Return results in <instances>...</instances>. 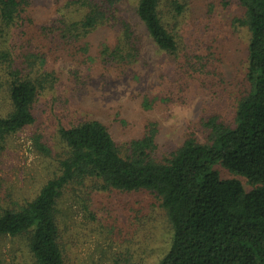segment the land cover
<instances>
[{
    "label": "trees",
    "instance_id": "trees-1",
    "mask_svg": "<svg viewBox=\"0 0 264 264\" xmlns=\"http://www.w3.org/2000/svg\"><path fill=\"white\" fill-rule=\"evenodd\" d=\"M129 2L64 0L55 17L42 21L36 0H0V95L9 105L0 116V141L36 124L42 99L60 85L49 59L91 54L90 40L100 31L116 33L97 54L105 68L140 64L148 39L182 85L190 89L195 83L206 99L219 97L222 75L213 60L221 42L216 45L211 24L186 30L181 17H192L188 0H135L132 8ZM231 2L241 12L232 30L247 32L248 58L244 91L230 119L211 116L205 142L190 136L162 160L156 156V124L123 154L104 123L82 109L78 117L69 113L66 119L73 118L58 128L67 152L58 159V172L34 200L0 214V237L27 236L35 264H67L59 226L62 198L85 197L87 183L94 182L92 189L101 192L156 196L173 229L170 250L158 264H264V0ZM72 75L82 79L76 71ZM41 139L38 149L50 155ZM219 164L252 189L223 179L215 169Z\"/></svg>",
    "mask_w": 264,
    "mask_h": 264
},
{
    "label": "rangeland",
    "instance_id": "rangeland-1",
    "mask_svg": "<svg viewBox=\"0 0 264 264\" xmlns=\"http://www.w3.org/2000/svg\"><path fill=\"white\" fill-rule=\"evenodd\" d=\"M230 1L234 0H188L192 17H181L186 30L197 32L200 24L210 23L219 37L220 55L213 60L222 75L217 85L219 97L206 99L197 84L190 89L182 85L166 56L148 39L141 63L125 69H107L97 56L103 43L115 41L112 31L93 35L87 56L50 58L48 67L58 72L60 85L42 99L36 124L0 141V214L34 200L58 172V159L67 154L58 128L61 121L73 118L66 119L69 113L78 117L77 110L82 109L91 119L104 123L123 154L130 142L141 139L148 126L156 124V156L162 160L190 136L205 142V122L211 116L230 119L235 100L244 91L248 58L247 32L232 30V22L241 12ZM63 2L36 0L39 19L55 17ZM134 4L135 0H130L128 5ZM166 19L170 20L168 14ZM74 71L81 80H75ZM8 111L9 105L0 95V116ZM39 136L50 155L38 149ZM215 169L223 179L240 180L247 191L252 189L245 178L224 166ZM94 184L87 183L85 192L90 195L72 193L62 198L59 226L67 264H158L170 250L173 229L156 196L149 192H101L92 189ZM29 243L27 236L0 237V264H35Z\"/></svg>",
    "mask_w": 264,
    "mask_h": 264
}]
</instances>
